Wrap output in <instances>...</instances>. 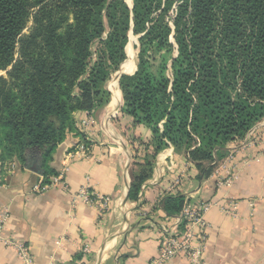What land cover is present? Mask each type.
Instances as JSON below:
<instances>
[{
	"label": "trees",
	"instance_id": "16d2710c",
	"mask_svg": "<svg viewBox=\"0 0 264 264\" xmlns=\"http://www.w3.org/2000/svg\"><path fill=\"white\" fill-rule=\"evenodd\" d=\"M130 32L136 71L119 78L113 121L148 136L128 137L129 200L162 150L206 180L264 119V0H0L2 163L39 167L45 183L57 174L48 165L74 114L109 103ZM184 202L176 188L155 210L175 217Z\"/></svg>",
	"mask_w": 264,
	"mask_h": 264
},
{
	"label": "crops",
	"instance_id": "0c3cea01",
	"mask_svg": "<svg viewBox=\"0 0 264 264\" xmlns=\"http://www.w3.org/2000/svg\"><path fill=\"white\" fill-rule=\"evenodd\" d=\"M133 62L132 72H121V66L120 73H134ZM118 81L119 74V90ZM110 91L106 108L90 114L92 128L68 134L52 154L48 167L58 172L78 144L85 141L89 146V160L68 159L67 189L51 187L34 194L38 175L19 165L10 172L0 171V214L9 212L5 236L24 243L34 264H150L158 252L160 230L173 227L177 221V216L169 217L155 207L179 180L177 190L185 198L216 204L205 215L209 224L205 264H264V146H242L245 141L229 143L227 155L234 153V159L226 163V156L214 172H220L221 177L234 172L236 179L230 187L222 188L217 186L213 172L206 180L198 179L195 165L168 147L156 157L152 177L142 185L138 198L129 200L132 152L126 137L145 138L148 133L133 129L127 136L120 133L125 128L108 117L118 112L121 92L113 106L115 93L111 87ZM86 116L87 112L74 114L76 122ZM253 129L262 133L264 126L258 123L248 133ZM82 186L109 197V208L100 212L81 201L72 206ZM229 200L238 202L235 217L219 208ZM85 245L90 249L88 254L82 251ZM0 264L21 263L13 250L0 244ZM167 264L189 263L178 256Z\"/></svg>",
	"mask_w": 264,
	"mask_h": 264
},
{
	"label": "built area",
	"instance_id": "2783aa9c",
	"mask_svg": "<svg viewBox=\"0 0 264 264\" xmlns=\"http://www.w3.org/2000/svg\"><path fill=\"white\" fill-rule=\"evenodd\" d=\"M92 112L87 113V116L78 120L75 124L81 132L89 131L92 128L93 122L91 115ZM252 130L244 139L237 141H245L242 146H254L262 144L264 146V132L255 133ZM71 157H76L82 160H89L91 158L89 146L85 141H82L78 146L67 155L62 168L49 178V182L45 183L42 176H39L38 183L32 188L34 194H42L51 187H60L67 189L66 173L68 172L67 161ZM234 159V153H229L225 159L226 163H231ZM14 162L2 163L0 161V171L10 172L15 168ZM218 166V165H217ZM217 179V186L230 187L236 179L235 173L232 172L227 177H221L220 172L213 171ZM180 185L179 180L169 188L167 193L173 192ZM166 193V194H167ZM76 201L92 205L100 212H105L110 206V198L100 195L90 190L88 186H82L74 195L72 206ZM216 204L212 202L191 200L185 198L184 205L181 212L177 215L176 224L173 227H165L160 230L158 239V252L152 259L150 264H167L172 259L178 256H184L189 264H205L204 251L208 222L205 219L206 213ZM222 213L235 217L237 216L238 202L229 200L225 205H219ZM9 221V212L4 210L0 214V244L10 248L19 258L21 264H34L33 258L30 254L28 247L19 241H16L8 236H5L6 226ZM82 251L85 254L90 252L87 245L83 246Z\"/></svg>",
	"mask_w": 264,
	"mask_h": 264
},
{
	"label": "rangeland",
	"instance_id": "374dc122",
	"mask_svg": "<svg viewBox=\"0 0 264 264\" xmlns=\"http://www.w3.org/2000/svg\"><path fill=\"white\" fill-rule=\"evenodd\" d=\"M126 2H128V3H130L131 2V0H126ZM132 3V2H131ZM29 26V25H28ZM24 33H28V31L26 30ZM137 40V38L135 37V36H133V35H130V39H129V41H128V44H127V46H126V48H125V53H126V59H125V61H124V63H123V65H122V67H124L126 64H127V61L128 60H135L136 61V56H137V47H138V41H136ZM134 63V62H133ZM121 67V68H122ZM120 68V67H119ZM119 70V69H118ZM117 73V71L116 72H114L111 76H110V78H109V80L106 82V84L104 85V87H105V89H107V91L110 93V100H111V91H110V87L112 88V91H113V94L115 93V91H116V88L118 89V87H116L115 88V86L113 85V76L115 75ZM0 75L1 76H4L5 75V73L4 72H0ZM116 76V75H115ZM116 80H117V78H116ZM119 91V90H118ZM119 94H120V92H119ZM121 106H122V101H120V104H119V107H118V112H116V113H114L113 115H111L110 117H108L109 119H110V121L112 120L113 121V119L118 115V113H119V110H120V108H121ZM106 108V105L104 106V107H102L101 109H105ZM73 119H74V122L76 123V119H75V117L73 116ZM114 122V121H113ZM116 125H118L116 122H114ZM259 124H261V125H263L264 126V119L261 121V122H259ZM122 127V126H121ZM125 127H127V126H125ZM254 128V127H253ZM76 129H77V131L76 132H74V133H83V132H81L77 127H76ZM121 129V128H120ZM264 132V129L262 130V133ZM120 133H123V134H126V133H130V131H129V129H125V130H122ZM126 136H127V134H126ZM133 136V135H132ZM128 137H130V136H128ZM128 137H126V140H127V144H128ZM184 157H185V155H184Z\"/></svg>",
	"mask_w": 264,
	"mask_h": 264
},
{
	"label": "water",
	"instance_id": "95a60500",
	"mask_svg": "<svg viewBox=\"0 0 264 264\" xmlns=\"http://www.w3.org/2000/svg\"><path fill=\"white\" fill-rule=\"evenodd\" d=\"M125 1V3L127 4V6L129 7V8H132V0H131V2L130 3H128V2H126V0H124ZM130 35H132V33L130 32V34H129V39H130ZM137 41V40H136ZM124 63V62H123ZM123 63L120 65V67L123 65ZM119 70H120V68H119ZM117 71L118 72V74H119V78H120V76H122V75H129V74H123V73H120V71ZM135 71H136V69H135ZM134 71V72H135ZM133 74V73H132ZM131 74V75H132ZM23 168L25 169V170H27V171H30V172H33V173H35L36 175H38V176H43V171L39 168V167H36V168H34L33 166H32V164H25L24 166H23ZM129 190V186L127 187V191ZM126 198H128V194H127V197Z\"/></svg>",
	"mask_w": 264,
	"mask_h": 264
},
{
	"label": "bare ground",
	"instance_id": "6f19581e",
	"mask_svg": "<svg viewBox=\"0 0 264 264\" xmlns=\"http://www.w3.org/2000/svg\"><path fill=\"white\" fill-rule=\"evenodd\" d=\"M135 68V65L133 63V60H128L127 61V64L123 67L124 71H121V72H132ZM118 76V73L116 74V76H114L113 78V85L115 86V88L117 87V84H116V78ZM118 95H119V91L118 89L116 88V91H115V94H114V97H113V103L112 105L115 106L116 102H117V99H118Z\"/></svg>",
	"mask_w": 264,
	"mask_h": 264
}]
</instances>
